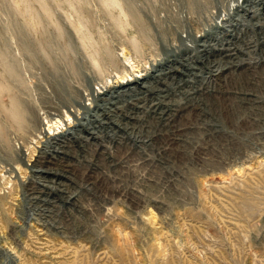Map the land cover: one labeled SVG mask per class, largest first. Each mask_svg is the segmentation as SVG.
<instances>
[{
    "label": "rangeland",
    "instance_id": "374dc122",
    "mask_svg": "<svg viewBox=\"0 0 264 264\" xmlns=\"http://www.w3.org/2000/svg\"><path fill=\"white\" fill-rule=\"evenodd\" d=\"M263 13L0 0V264H264ZM106 89L126 129L74 138ZM47 136L63 152L45 157Z\"/></svg>",
    "mask_w": 264,
    "mask_h": 264
},
{
    "label": "bare ground",
    "instance_id": "6f19581e",
    "mask_svg": "<svg viewBox=\"0 0 264 264\" xmlns=\"http://www.w3.org/2000/svg\"><path fill=\"white\" fill-rule=\"evenodd\" d=\"M263 11V10H262ZM258 14V13H257ZM264 14V13H263ZM259 21V20H258ZM188 22V21H187ZM257 22V21H256ZM261 25V24H260ZM252 26V25H251ZM262 26V25H261ZM12 27V26H11ZM263 27V26H262ZM264 31V30H263ZM261 32V31H260ZM260 34V33H259ZM235 35V34H234ZM235 37V36H234ZM259 40V39H258ZM264 40V39H263ZM255 41V40H254ZM263 44H264V41H263ZM203 45V44H202ZM264 46V45H263ZM126 47V46H125ZM26 49V48H25ZM125 55V54H124ZM87 57V56H86ZM85 57V58H86ZM82 58V57H81ZM83 59V58H82ZM125 59H127V56H125ZM257 60V59H256ZM259 61V60H258ZM258 61H256V62H258ZM215 62V61H214ZM259 63V62H258ZM89 64V63H88ZM80 65V64H79ZM90 65V64H89ZM92 66V65H91ZM196 66V65H195ZM215 66V65H214ZM80 67V66H79ZM193 67V66H192ZM95 68V67H94ZM82 69V68H81ZM96 69V68H95ZM202 70V69H201ZM80 71V70H79ZM69 73V72H68ZM84 73H86V72H84ZM90 73V72H89ZM98 73V72H97ZM197 73V72H196ZM83 74V73H82ZM71 75V74H70ZM81 75V74H80ZM90 76H94L95 74H94V72L92 71L90 74H89ZM88 75V76H89ZM78 76V75H77ZM87 76V75H86ZM73 77V76H72ZM71 77V78H72ZM81 77V76H80ZM89 78V77H88ZM93 78V77H92ZM95 78V77H94ZM201 78V77H200ZM91 79V78H90ZM65 80H68V79H65ZM64 80V81H65ZM71 80V79H70ZM95 80V79H94ZM96 80H98V79H96ZM189 82V81H188ZM56 83V82H55ZM75 85V84H74ZM62 86V85H61ZM73 86V85H72ZM85 86V85H84ZM87 86V85H86ZM151 86V85H150ZM149 86V87H150ZM70 87V86H69ZM74 87V86H73ZM78 87H81V86H78ZM88 87V86H87ZM143 87H145V86H143ZM89 88V87H88ZM150 88H152V87H150ZM161 88V87H160ZM55 89V88H54ZM58 89V88H57ZM56 89V90H57ZM60 89V88H59ZM64 89V88H63ZM66 89V88H65ZM76 89V88H75ZM82 89H83V87H82ZM81 89V90H82ZM86 89V88H85ZM127 89V88H126ZM166 89V88H165ZM79 90V89H78ZM77 90V91H78ZM84 90V89H83ZM82 90V91H83ZM131 90V89H130ZM147 90H148V88H147ZM164 90V89H163ZM72 91V90H71ZM76 91V90H75ZM85 91V90H84ZM88 91V90H87ZM120 92H118V91H116V92H111V91H109V89L107 90L106 89V91L104 92V93H102V94H100V95H97L99 98H102V99H100V100H102L100 103L101 104H98L99 105V107H100V110L98 111V112H91V110H90V106H88V107H84L83 105H81V100L78 98V99H75V98H67L66 100H65V98H64V96H63V98H64V100L67 102V104H69L70 106H73L74 107V105H78V106H82V108L84 107V112H83V114H82V117L85 119L84 121H82V122H80L82 125H87V129H85L84 127H81V126H79V122H77L75 125H77L78 127H77V129H76V131L73 133V132H70L71 134H72V136L74 137V138H77V139H80V138H82V136L78 133V131L79 130H81L82 132H84L86 135H89L91 138H100L101 139V137L102 136H104V133H106L109 137L111 136V134H109V132H113V134L112 135H114L115 134V132H123L126 128V126L124 127V125H120L119 123H118V121H117V119L116 118H114L113 116L111 117V114H110V111H111V106H109V105H107V104H109V103H111V104H115V99H117L118 97H120V94H121V92H122V90H119ZM165 91V90H164ZM163 91V92H164ZM69 92V91H68ZM56 93V92H55ZM192 93V92H191ZM57 94H59V93H57ZM61 94H63V93H61ZM165 94V93H164ZM158 95V94H157ZM59 96V95H58ZM143 97V96H142ZM190 97V96H189ZM140 98V97H139ZM49 99V98H48ZM54 99V98H53ZM56 100V99H55ZM49 101V100H48ZM57 101V100H56ZM59 101V100H58ZM61 101V100H60ZM95 101H99V100H95ZM50 102V101H49ZM53 102V101H52ZM51 102V103H52ZM158 102V101H157ZM51 103L49 104V105H51ZM55 103V102H54ZM95 103H97V102H95ZM93 104V108H95V106H97V104ZM28 104V103H27ZM55 104H57V102L55 103ZM34 105V104H33ZM32 104H31V106L30 107H32V109H33V107L35 106H33ZM61 105V104H60ZM154 106H156V105H153V107ZM29 107V108H30ZM36 107V106H35ZM34 107V108H35ZM51 107H52V105H51ZM69 107V106H68ZM76 107V106H75ZM117 107V106H116ZM140 107V106H139ZM27 108V107H26ZM57 108H59V107H57ZM80 108V107H79ZM156 108H157V106H156ZM30 110V109H29ZM58 110V109H57ZM95 110V109H94ZM130 110V109H129ZM11 111V110H10ZM35 111V110H34ZM36 111H38V110H36ZM12 112V111H11ZM31 112V111H30ZM44 112V111H43ZM34 114H35V112H33ZM125 113V112H124ZM161 113V112H160ZM37 114V113H36ZM92 115V117H94V118H96V119H98L99 120V122H98V124H95V123H93V121H91V119H89V117H88V115ZM106 114V115H105ZM27 115V114H26ZM30 115V114H29ZM28 115V116H29ZM75 115V114H74ZM113 115V114H112ZM127 115V114H126ZM129 115V114H128ZM133 115V114H132ZM26 117V116H25ZM39 117V116H38ZM133 117V116H132ZM34 118V117H33ZM27 119V118H26ZM139 119V118H138ZM119 120V119H118ZM133 120H135V119H133ZM140 120V119H139ZM28 121H29V119H28ZM31 122V121H30ZM124 122V121H123ZM38 124V123H37ZM103 124H112L115 128L114 129H100L98 126L99 125H103ZM125 125H126V123H125ZM128 125V124H127ZM39 126V125H38ZM88 126H90V127H88ZM137 127V126H136ZM153 127V126H152ZM128 128V127H127ZM132 128V127H131ZM134 128V127H133ZM132 128V129H133ZM39 129V128H38ZM41 129V128H40ZM42 130V129H41ZM130 130V129H129ZM30 131V130H29ZM132 131V130H131ZM153 131V130H152ZM101 132H104V133H101ZM150 132V131H149ZM43 133V132H42ZM135 133V132H134ZM76 134V135H75ZM129 134V133H128ZM40 135V134H39ZM133 135V134H132ZM120 136V135H119ZM118 136V137H119ZM134 136H135V134H134ZM26 137V136H25ZM45 137V136H44ZM113 137V136H112ZM117 137V138H118ZM127 137V136H126ZM65 138V137H64ZM87 138H88V136H87ZM123 138V137H122ZM133 138V137H132ZM172 138V137H171ZM95 139V140H96ZM127 139V138H126ZM134 139V138H133ZM42 140H44V139H42ZM67 140V139H66ZM106 140V139H105ZM115 140V139H114ZM124 140V139H123ZM39 142V141H38ZM122 142V141H121ZM65 143V140H63V139H61V138H56L55 136H47L46 137V140H44L43 141V145L45 146V147H47V149L46 148H44V152H45V157H47V156H52V157H54L53 156V154H58V153H60V152H63L62 150H60V149H58V147H61V146H63V144ZM139 143V142H138ZM131 144V143H130ZM141 144V143H140ZM110 145V144H109ZM133 145V144H132ZM135 145V144H134ZM137 145V144H136ZM68 148V147H67ZM145 150V149H144ZM65 151V150H64ZM72 151V150H71ZM85 155V154H84ZM109 155V154H108ZM83 156V155H82ZM112 156V155H111ZM84 157V156H83ZM80 160V159H79ZM115 160V159H114ZM84 161V160H83ZM113 161V160H112ZM117 163V162H116ZM79 164V163H78ZM36 168V167H35ZM137 170V169H136ZM32 171H34L33 173H36V174H38V176H42L43 178L45 177V172H50V171H52V170H50V169H45V168H36V169H33ZM37 171H43V175H39L40 173L39 172H37ZM135 172V171H134ZM106 174V173H105ZM33 177V176H32ZM36 177V176H35ZM41 177V178H42ZM42 178V179H43ZM44 181H46L45 179H43ZM50 180V179H49ZM34 182H39V181H34ZM82 182V181H81ZM47 189H49V190H53V191H55L56 190V188L54 187V189H53V185L52 186H48V184H42V186H40L39 187V192H45V191H47ZM84 190V189H83ZM57 191V190H56ZM57 193V192H56ZM70 194V193H69ZM74 194V193H73ZM76 195V194H75ZM73 196V195H72ZM37 197H38V195H37ZM62 197V196H61ZM39 198H40V196H39ZM38 198V199H39ZM42 198H44V197H42ZM69 198V197H68ZM63 199V198H62ZM66 199V198H65ZM71 199V198H70ZM70 199H68V200H70ZM33 200V199H32ZM64 201V200H63ZM77 201V200H76ZM30 202V201H29ZM47 202V201H46ZM68 202V201H67ZM39 203V202H38ZM37 203V204H38ZM45 204V203H44ZM74 204V203H73ZM43 205V204H42ZM77 208V207H76ZM48 209V208H47ZM42 210V209H41ZM33 211V210H32ZM33 213V212H32ZM41 213V212H40ZM38 214V213H37ZM26 215V214H25ZM42 215V214H41ZM47 219V218H46ZM50 223H52V222H50ZM80 223V222H79Z\"/></svg>",
    "mask_w": 264,
    "mask_h": 264
}]
</instances>
